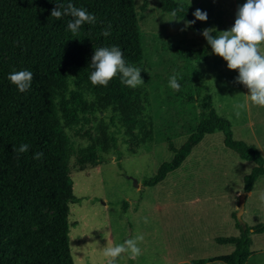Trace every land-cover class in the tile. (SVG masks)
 Instances as JSON below:
<instances>
[{"label": "trees", "instance_id": "obj_1", "mask_svg": "<svg viewBox=\"0 0 264 264\" xmlns=\"http://www.w3.org/2000/svg\"><path fill=\"white\" fill-rule=\"evenodd\" d=\"M68 3L94 14L96 22L83 24L74 36L67 29L70 15L59 20L51 17L54 8ZM147 4L144 0L143 11ZM162 9L176 10L185 21L196 20L187 3L162 0ZM189 27L201 29L197 20ZM106 29L108 36L102 34ZM112 46L121 49L127 65L141 68L144 47L135 0H0V264H74L69 216L71 204L81 199L74 193L72 167L96 166L102 162L100 150L108 153L118 145L107 124L92 126L95 114L110 111L119 117L132 152L153 140L147 97L139 87L123 85L119 75L107 87L93 85L89 79L95 49ZM209 49L206 40L205 47L190 49L188 54L206 60ZM20 70L33 73L31 86L23 93L8 79ZM204 100L209 115L181 147L170 143L174 157L145 178V186L157 185L181 167L205 135L216 130L223 131L225 144L241 158L256 163L244 178V191H253L264 176L259 147L235 139L231 122L217 112L211 95ZM74 128L79 132L70 134ZM78 136L91 139V144L81 147ZM21 144H28L29 150L15 152L14 146ZM37 152L44 154L39 160L33 158ZM47 210L52 211L51 226L46 224ZM235 218L240 234L216 239L234 245V250L192 264L247 263L253 254L252 234L264 233V223L244 229Z\"/></svg>", "mask_w": 264, "mask_h": 264}, {"label": "rangeland", "instance_id": "obj_2", "mask_svg": "<svg viewBox=\"0 0 264 264\" xmlns=\"http://www.w3.org/2000/svg\"><path fill=\"white\" fill-rule=\"evenodd\" d=\"M176 1L187 3L192 14L196 9L207 12L206 21L197 20L201 29L186 27L187 21L178 16V20H170L171 12L162 9V0H148L144 11V0H135L144 47V83L138 87L147 97L154 137L132 152L119 117L110 111L95 114L92 126L107 124L118 145L108 153L100 150L102 162L96 166L85 170L72 167L74 193L81 199L71 204L69 216L74 264H106L102 249L108 238L104 233L114 245L138 233L145 237L138 245L142 250L139 257L132 260L125 253L116 264H192L193 260L234 250V245L216 239L240 234L235 214L244 191V178L256 163L229 148L222 130L206 134L181 167L163 181L155 186L143 184L161 164L174 157L170 143L181 147L201 119L209 115L204 100L207 94L217 112L231 122L234 138L256 144L264 155V108L249 103L236 116V106L244 102L249 91L236 81L238 70H230L212 49L208 50L206 60L188 54L190 49L206 46V38L200 32L203 29H215L218 34L230 29L238 7L246 0ZM171 45L185 52H177ZM173 74L181 85L178 92L169 87ZM79 130L74 128L69 133ZM77 139L81 147L92 142L83 136ZM262 192L264 176L248 192L243 219L249 226L264 223V202L259 199ZM47 212L50 216L46 224L51 226L52 211ZM252 239L253 254L248 264H264V233H254Z\"/></svg>", "mask_w": 264, "mask_h": 264}, {"label": "clouds", "instance_id": "obj_3", "mask_svg": "<svg viewBox=\"0 0 264 264\" xmlns=\"http://www.w3.org/2000/svg\"><path fill=\"white\" fill-rule=\"evenodd\" d=\"M63 15H70L73 18L68 21L67 29L74 36L83 24L96 22L94 14H90L84 8H77L72 3L66 6L58 5L51 12V17L57 20ZM193 15L196 20L208 19L207 12L201 9H196ZM171 17L173 19L170 20H178L176 10L171 12ZM196 20L187 21L186 27L195 24ZM213 32L215 29L205 28L202 35L211 46L213 53L222 57L230 70H238L239 75L236 81L249 90L244 102L236 106V116L239 117L240 110L246 109L249 103L252 106L264 108V0H246V3L238 7L234 25L230 29L219 31V34L215 35L212 34ZM102 34L108 36L110 32L106 29ZM91 67L94 70L89 79L93 85L107 87L109 82L118 75L121 83L129 88H136L144 83L141 68L127 65L123 52L117 46L96 48ZM8 79L23 93L30 88L33 73L29 70L15 71L8 75ZM169 87L177 92L180 90L181 85L176 74L169 78ZM13 150L24 153L29 150V145L21 144L18 148L14 146ZM43 155L42 152H37L33 158L39 160ZM259 199L264 202V192L260 193ZM104 235L108 238L107 245L102 249L106 264H116L117 259L125 253L132 260L142 254L138 245L144 241L143 234L138 233L133 238L115 245L106 233Z\"/></svg>", "mask_w": 264, "mask_h": 264}, {"label": "water", "instance_id": "obj_4", "mask_svg": "<svg viewBox=\"0 0 264 264\" xmlns=\"http://www.w3.org/2000/svg\"><path fill=\"white\" fill-rule=\"evenodd\" d=\"M200 32H202V31H200ZM136 184L138 186V182H136ZM247 198H248V191H243L240 195L239 209L236 213V217L244 229H246L248 226L247 223L243 219V215L245 213V208H246Z\"/></svg>", "mask_w": 264, "mask_h": 264}, {"label": "crops", "instance_id": "obj_5", "mask_svg": "<svg viewBox=\"0 0 264 264\" xmlns=\"http://www.w3.org/2000/svg\"><path fill=\"white\" fill-rule=\"evenodd\" d=\"M240 191H241V190H239V191L237 192V194H238ZM251 256H252V255H251ZM251 256H250V257H251ZM249 260H250V259H249ZM248 263H249V262L247 261L246 264H248ZM259 263H260V262H258V261H255V262H254V264H259Z\"/></svg>", "mask_w": 264, "mask_h": 264}]
</instances>
